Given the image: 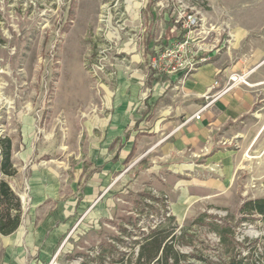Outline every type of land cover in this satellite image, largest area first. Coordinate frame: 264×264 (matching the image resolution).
<instances>
[{"label":"rangeland","instance_id":"obj_1","mask_svg":"<svg viewBox=\"0 0 264 264\" xmlns=\"http://www.w3.org/2000/svg\"><path fill=\"white\" fill-rule=\"evenodd\" d=\"M190 4L191 0H0V140L11 138L15 169L12 176L0 171V180L6 179L21 197L25 220L32 191L49 183L48 177L61 182L64 198L87 190L94 193L85 206L70 207L63 218L65 231L53 245L61 249L59 264H134L142 231L170 214L180 228H188L185 238L194 239L196 255L201 256L182 264L225 261L213 222L233 226L241 255L250 256V264H264V216L241 210L248 200L264 197V133L242 151V162L225 181L228 185L212 195L189 194L199 165L184 171L178 157L175 163L165 157L153 159L147 154L150 144L121 161V142H115L109 158L99 141L104 134L98 129L100 120L109 109L106 96L126 91L124 77L138 73L139 91L147 94L144 116L154 108L155 101L147 102L155 90L152 79L167 85L169 75L154 70L151 59L157 50L184 37L176 20ZM198 7L203 16L220 14L209 20L217 29L223 20L231 29L245 24L248 34L238 55L264 42V0H201ZM211 23L206 27L209 33L196 35L202 51L216 45L217 36L222 42L229 38L227 27L217 35ZM167 29L174 37L165 43ZM231 31L233 44L236 36ZM261 65L264 58L245 71H257ZM261 80L251 87L240 85L260 89L255 90L258 100L250 116L264 129V77ZM237 140L223 139L221 148L236 150ZM203 151L192 159H203L202 153L209 150ZM203 213L204 221L194 224ZM44 216L40 214L39 221ZM178 230L172 233L180 234ZM52 234L48 229L46 239ZM177 247L184 253L195 251L191 245ZM54 250L38 262L50 264Z\"/></svg>","mask_w":264,"mask_h":264},{"label":"crops","instance_id":"obj_2","mask_svg":"<svg viewBox=\"0 0 264 264\" xmlns=\"http://www.w3.org/2000/svg\"><path fill=\"white\" fill-rule=\"evenodd\" d=\"M207 1L214 2V0ZM219 15V13H214L210 17L204 15L206 27L211 23L210 19ZM231 19L233 22L232 15ZM211 25L213 27L211 32H216L217 35L222 31L225 32L223 29L226 27L229 30L227 33L229 37L233 36L231 30L235 31L234 43L232 44L231 39L230 44L227 45L229 38L224 43L221 39L218 41L217 36L216 45L211 48L206 45L204 51H201V56L208 57V60L201 63L188 76L169 75L167 85L161 83V80L156 77L152 79L155 90L147 102L153 100L155 105L146 116L142 106L147 99V94L140 93L137 85L140 76L135 72L127 78L124 77L122 89L126 88V91L119 90L106 96L108 115L100 120L101 127H98L104 133L103 139L99 141L103 142L102 147L109 158L112 157L115 142H121L123 146L120 153L121 161L127 157L134 146L136 153L150 144L147 154L153 159L165 157V160L173 159L172 162L175 163L178 157L177 162L182 163L184 171H192L194 164L201 166L199 176H193L190 195L193 192L212 195L218 190L221 191L224 185L227 186L225 181L229 182L232 179L235 168L242 162V151L250 144L252 146L259 142L264 133L263 126L257 125L250 116L258 100L255 90H260L259 88L251 89L235 85L217 98H206L216 80L220 83L219 87H222L226 84L229 75L246 72L245 68L263 59L264 42L257 44L259 47L256 48L254 45L252 51L248 46L241 55H238L241 43L248 34L245 24L238 23L239 26L235 29H231L224 20L218 29L216 24L211 23ZM133 60L138 61L137 56ZM263 66L261 65L257 71H252L254 73L251 81L254 82L251 86L262 82L264 71L261 68ZM170 83L173 84L169 86ZM204 105H207V108L203 111L202 117L190 119ZM233 138L238 139L239 148L224 151L221 148V141ZM100 142L95 145L99 147ZM204 149H208L209 152L202 153L203 159H192L195 158L193 154H201ZM46 180L49 183H45L44 187L32 191L33 202L29 205L31 209L28 219H24L26 216L24 217L25 208L22 202L23 213L20 226L11 234L0 233V264H40L39 259H46L54 247V255L58 256L61 249L53 245L57 236L65 231L63 218L68 213L67 210H71L70 207L85 206L88 203L87 199L94 194L87 190L85 194H78L77 197L64 198L61 182L57 183L55 177H48ZM53 207L55 211L52 212L50 210ZM40 214L46 216L39 221ZM51 228L53 229L52 237L46 239L47 231Z\"/></svg>","mask_w":264,"mask_h":264},{"label":"trees","instance_id":"obj_3","mask_svg":"<svg viewBox=\"0 0 264 264\" xmlns=\"http://www.w3.org/2000/svg\"><path fill=\"white\" fill-rule=\"evenodd\" d=\"M169 30L164 36L165 43H168V41L174 37L170 35ZM171 84L173 83H170L169 86H171ZM0 141V171L7 176H12L15 173L12 162V140L10 137H4L1 138ZM134 151L135 146L128 153L126 161L130 160ZM241 210L245 213H257L264 216V197L248 200ZM22 213L21 198L6 179H1L0 233L8 235L16 231L21 224ZM206 216V213L201 214L195 219L194 224L202 223ZM165 220L166 221H162L155 225H148L147 228L142 231V238L140 241H137L140 244V250L134 264H182L184 261H189L191 256H196L201 259V256L196 255L197 249L194 239L186 240L185 238V232L188 228H180L179 224L176 222L175 215L170 214L165 217ZM176 230H178L180 234L172 233V231ZM213 230L216 231L220 237V246L225 256V261H222L221 264H250V256H242L240 250L237 249L239 242L236 240L233 226L227 222H213ZM177 245H191L194 247L195 251L192 254L184 253ZM202 260L207 262V258ZM100 262L102 263V259Z\"/></svg>","mask_w":264,"mask_h":264},{"label":"built area","instance_id":"obj_4","mask_svg":"<svg viewBox=\"0 0 264 264\" xmlns=\"http://www.w3.org/2000/svg\"><path fill=\"white\" fill-rule=\"evenodd\" d=\"M200 1L191 0V4L180 12V17L176 20L177 23L181 24L182 30L185 31L184 37L157 50L156 55L151 59V66L157 72L168 75L180 74L186 77L196 70L201 63L208 60V57L201 56L203 46L196 41L197 34L209 33L206 31V18L198 7ZM186 9H191L190 13H187ZM230 40L231 36L228 39V43ZM249 74V72L232 73L222 87H219L220 83L216 80L206 98H217L235 85L245 84L251 86ZM214 89L216 91L212 92ZM206 108L207 105L202 106L190 119H200ZM56 257L50 264H59L56 261Z\"/></svg>","mask_w":264,"mask_h":264}]
</instances>
